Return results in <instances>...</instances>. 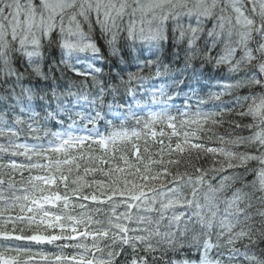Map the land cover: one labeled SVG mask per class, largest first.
<instances>
[{
    "label": "clouds",
    "instance_id": "1",
    "mask_svg": "<svg viewBox=\"0 0 264 264\" xmlns=\"http://www.w3.org/2000/svg\"><path fill=\"white\" fill-rule=\"evenodd\" d=\"M0 264H264V0H0Z\"/></svg>",
    "mask_w": 264,
    "mask_h": 264
}]
</instances>
